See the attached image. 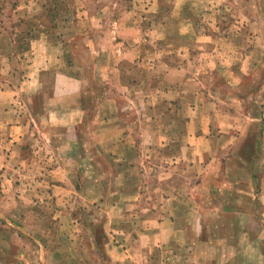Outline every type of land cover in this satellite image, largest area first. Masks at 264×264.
<instances>
[{"label": "crops", "instance_id": "1", "mask_svg": "<svg viewBox=\"0 0 264 264\" xmlns=\"http://www.w3.org/2000/svg\"><path fill=\"white\" fill-rule=\"evenodd\" d=\"M3 3L0 264H264V85H256L264 44L252 38L255 13L239 27L253 45L220 43L230 63L207 76L213 85L176 70L162 77L171 76L169 87L133 107L109 105L112 114L84 78L58 68V44L36 36L46 26L29 24L46 0L13 11ZM205 191L216 201L207 204Z\"/></svg>", "mask_w": 264, "mask_h": 264}, {"label": "rangeland", "instance_id": "2", "mask_svg": "<svg viewBox=\"0 0 264 264\" xmlns=\"http://www.w3.org/2000/svg\"><path fill=\"white\" fill-rule=\"evenodd\" d=\"M20 2L28 0H4L3 8L13 11ZM44 10L29 24L34 23L37 28L46 26L48 33L42 27L36 36H47L58 44L62 54L58 68L84 78L91 94L98 97L100 110L130 101L132 107L140 104L143 97L154 95L161 85L164 89L169 87L171 76L162 77L176 70L195 73L203 86L213 85L212 81L208 83L207 76L219 78L225 64L230 63L221 62V42L249 46L253 39L261 37L264 44V0H46ZM254 13L259 30L254 37L248 34L252 39L246 33L240 34V29ZM78 25L83 28L81 31ZM194 25L196 30L189 31ZM232 52L231 58L235 56ZM262 77L264 67L256 84L259 88L264 85ZM149 103L155 104V99ZM93 107L89 113L94 120L97 108ZM106 111L112 113L113 107ZM132 115L139 118L137 112ZM255 131L249 132V142L256 137L258 130ZM259 136H264V128L259 129ZM154 167L151 165L150 169ZM218 183L212 180L205 184ZM202 195L207 204L216 201L214 193L205 191Z\"/></svg>", "mask_w": 264, "mask_h": 264}, {"label": "trees", "instance_id": "3", "mask_svg": "<svg viewBox=\"0 0 264 264\" xmlns=\"http://www.w3.org/2000/svg\"><path fill=\"white\" fill-rule=\"evenodd\" d=\"M251 148H252V145L250 143H247L243 146V152H245L246 150L251 149Z\"/></svg>", "mask_w": 264, "mask_h": 264}]
</instances>
